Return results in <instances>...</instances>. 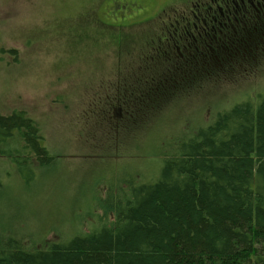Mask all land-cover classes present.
I'll return each mask as SVG.
<instances>
[{
	"label": "rangeland",
	"instance_id": "rangeland-1",
	"mask_svg": "<svg viewBox=\"0 0 264 264\" xmlns=\"http://www.w3.org/2000/svg\"><path fill=\"white\" fill-rule=\"evenodd\" d=\"M208 3L0 0V114L24 111L39 125L42 145L53 155L51 164L37 167L34 162L23 170L0 155V236L5 225L28 241L67 239L103 225L112 213L104 212L96 197L104 196L109 181L115 180L114 188L120 189V175L132 177L134 168L137 178L145 174L152 144L191 135L237 103L257 105L264 97L263 42L257 60L244 53L233 58V67L224 66L228 70L210 72L207 78L176 75L178 81L152 101L135 102L143 93L140 86L173 68V54L192 69L223 55L216 43L228 42L227 30L220 31L224 25L228 29V5L221 3L224 13L219 17L195 19L198 7ZM175 18H182L176 22L182 23L179 34L199 28L193 41L200 48L193 42L194 50L188 43L189 49L174 50L166 25ZM232 22L238 29V22ZM207 45L212 46L205 51ZM153 61L165 64L153 66ZM122 91L131 97H122ZM109 103L117 107L113 120L99 121L96 111ZM130 104L135 113L122 129ZM123 196L113 195L111 202L117 198L123 203ZM16 217H21L20 224Z\"/></svg>",
	"mask_w": 264,
	"mask_h": 264
},
{
	"label": "trees",
	"instance_id": "trees-1",
	"mask_svg": "<svg viewBox=\"0 0 264 264\" xmlns=\"http://www.w3.org/2000/svg\"><path fill=\"white\" fill-rule=\"evenodd\" d=\"M221 3L228 5V29L220 28L224 34L223 29L227 30L228 42L223 45L216 36L223 55L215 54L192 69V64L190 68L183 65L173 54V68L140 86L143 93L137 95L136 103L152 101L163 89L167 91L178 81L176 75L207 78L224 66L233 67V58H242L244 53L257 60L260 43L264 46V0H209L207 7L217 4L214 11L205 5L198 7L195 19L198 15L202 20L219 17L224 13ZM181 20L175 18L166 25L172 38L169 44L174 50L188 48L186 43L193 49L194 31L199 28L179 34L182 23L177 27L176 22ZM205 31L212 36L210 27ZM160 63L153 61L152 65ZM120 95L131 97L129 91ZM115 108L114 103L104 105L96 111V118L112 121ZM126 109L122 129L135 113L131 104ZM124 114L118 115L122 118ZM41 140L39 125L24 111L0 114V155L9 157L19 170L34 162L37 167L52 163L53 155ZM151 146L153 158L146 162L145 174L137 178L134 168L132 177L121 179L120 175L117 180L122 189L114 188L115 180L109 181L104 196L96 197L95 203L112 213L108 222L67 239L39 241H28L24 233L17 235L5 225L0 264H264V97L257 105L244 101L216 113L191 135ZM113 195H125L123 203L116 202L117 198L111 202ZM16 218L20 224L21 217Z\"/></svg>",
	"mask_w": 264,
	"mask_h": 264
},
{
	"label": "flooded vegetation",
	"instance_id": "flooded-vegetation-1",
	"mask_svg": "<svg viewBox=\"0 0 264 264\" xmlns=\"http://www.w3.org/2000/svg\"><path fill=\"white\" fill-rule=\"evenodd\" d=\"M194 44H196V46H197V45L200 44V43H198V40H197V42H194Z\"/></svg>",
	"mask_w": 264,
	"mask_h": 264
}]
</instances>
